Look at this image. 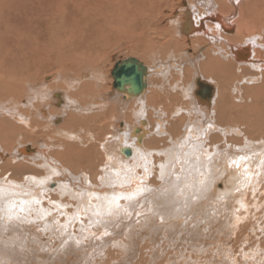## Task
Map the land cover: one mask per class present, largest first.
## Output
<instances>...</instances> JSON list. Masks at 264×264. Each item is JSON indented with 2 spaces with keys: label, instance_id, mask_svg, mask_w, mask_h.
I'll return each instance as SVG.
<instances>
[{
  "label": "bare ground",
  "instance_id": "1",
  "mask_svg": "<svg viewBox=\"0 0 264 264\" xmlns=\"http://www.w3.org/2000/svg\"><path fill=\"white\" fill-rule=\"evenodd\" d=\"M54 1L51 4L57 6L55 8L58 11L57 15L64 14L66 10L63 11L61 8L66 0ZM72 1H75L73 7L79 4L82 15L87 17L91 25L88 24L86 28H90V32H97L100 27L106 25L108 29L115 28L118 33L124 34L130 43L131 55L140 57L132 58L137 59L147 69L144 76L146 87L140 94L129 96L125 91L114 87L113 76L110 73L113 91H107L108 97L102 98L103 103L94 105V101H97L96 97L101 98L98 95L101 94L103 80L101 82V74L97 65L95 66V58H82V52L73 54L72 59L70 58L72 55L64 54V57L60 55L57 60L59 63L56 64L57 75L52 78L43 76L39 82L36 79L37 75L35 78L32 74L19 75L17 69L21 66L15 67L14 63L5 62L7 65L5 70L0 64V209L9 210L11 206V209L21 211L18 208H26L28 202L43 200L44 193L48 196L56 195V188L48 189L50 182L54 181L52 184L57 186L60 183L64 184L62 182L69 178L64 174L68 171V167L81 165L82 168H86L82 173L78 172V178L82 179V184L76 183L79 188L68 191L66 187L58 186L57 194L62 195L68 192L75 197H84L82 212L87 214L91 221L97 219L100 222L112 221L117 216H108L102 210L100 215H97L100 200L113 195L125 198L135 193L137 189H141L143 180L149 184L148 174L143 172L142 167H133L134 164L144 163L143 154H148L147 162L149 158H153L154 153L161 157L158 162H154L155 176L158 175L157 170L160 171L158 164L162 161L166 164L171 155L175 154L174 169L177 170L175 175H182V183L179 187L169 185L160 178L158 185L150 184L149 193H144L142 197H137V200L131 203L127 201V209L135 210V204L138 201L152 200L157 194L159 198H156V201L161 200L159 203L162 207L164 205L172 213L165 212L171 218L169 217L168 222H163L162 227L169 228L171 225L180 227L183 224L180 220L181 209L185 210V220L190 219L196 227H199L200 221L207 223L206 217H210V220L216 222V227L209 230L210 233L215 229L219 230L217 226L222 223L218 225V222H223L230 210L232 212L230 215H233L235 220L233 224L237 225V220L243 219L241 215L244 214L238 208L244 207L249 210L251 206H255L253 202L250 206V202L256 195L255 189L259 188L260 181L264 179V96H262L263 91L260 92L261 87H264V58L260 57V54H263L261 52H264V0H185V7L178 10L176 8L175 12L171 8L170 16L162 15L161 8L171 3V0H101L102 2H98V4L101 2L100 7L107 4L104 10H101L99 5L88 8L84 0ZM113 9H116V13ZM32 13L30 11V14ZM233 15L236 17L232 18ZM100 16L103 20L101 25L98 24ZM163 17L167 20L166 28L159 27ZM29 34L28 25H23L13 36L15 39L24 41L27 44L26 47L30 48L31 42L25 40L28 39ZM175 34L179 36L177 39ZM67 39H69L67 35L61 37L60 44L66 46L69 43ZM187 43L194 45L195 49L193 48L188 54L186 50H183L186 61L177 59L176 63L172 60L165 63L167 66L172 63L178 67V69L175 68L178 72L175 71L180 78L174 81L175 83L169 82L168 86L165 82L161 84V80H155L153 86L149 74L153 72V69L159 68L157 64L148 66L141 60L144 59L143 56L149 54V57L156 62L155 59L159 54L164 57L171 53L176 55L174 59L176 60L181 54L180 48ZM1 61L4 62L2 59ZM77 61L79 65L86 61V65L90 63L93 67L81 65L83 70L78 72L79 74L76 72L78 76H72L68 73L69 67L60 64V62H70V65H75ZM165 64L161 65L159 71L164 70L166 71L164 73H168L169 69H164ZM79 65L77 64L78 68ZM245 70H250L251 73L244 74ZM206 86L209 87L207 98L201 94ZM149 91H151L150 94ZM176 95L183 98L182 101L185 102V105H179L176 111L188 113L184 116L182 112L180 117L168 122L170 118L164 119L162 113L169 116L170 111L164 107L166 103L163 101H170L176 98ZM154 98H157L158 103L161 101L164 103L161 105L162 108L154 109L155 118L150 117ZM235 100L241 103L236 104V108H232L231 104ZM111 101L118 109L117 118L125 116L130 120L133 116L135 123L124 126L122 122L120 130L114 126L111 132L115 134V137L108 138L109 134L105 133L102 138V132L98 131L101 128L97 129L93 123L96 119L98 121V118L113 116L115 108L113 109L114 105H111ZM60 108L64 109L65 117ZM228 109L231 113H235V116L246 117V124L243 125L244 122H240L239 126L221 125V122L218 124L216 116H225ZM99 110L100 113H98ZM227 116L230 115L227 114ZM184 118H187L186 122ZM153 119L155 123L152 124ZM51 124L53 126H50ZM193 124L198 128L196 134H190V140L188 134ZM50 128L58 130L60 137L67 141L61 142L63 140L60 139L62 143L60 146H55L56 143L53 141L54 145H48L45 141L38 145L28 144V142L17 144L26 138L41 137L43 134L47 136L48 134L44 132ZM81 131L88 134H83L81 137L79 135ZM176 132L178 133L173 134ZM232 132L237 137L228 139ZM125 133L127 137H134L133 143L132 140L125 139ZM167 135L171 136L167 139L170 145L163 149V146L158 145L166 142ZM183 135L188 136L186 140H181ZM99 136L101 139L97 138ZM124 147L130 148L129 156L123 153ZM52 148H54L53 152ZM192 156L196 159L192 160ZM242 157H246V160ZM179 166L184 171H178ZM129 171L134 177L130 184L127 183ZM27 173L31 175L23 180L22 177ZM57 173L59 175L55 176L56 179H51V176ZM101 177L104 179L102 180ZM40 181H43V184L39 183ZM67 187L73 189L72 183H67ZM192 193L196 194L191 195ZM245 193L247 194L244 196ZM209 199L214 202L216 200V204L203 202ZM89 200L93 201L89 202ZM187 203L190 204V209H185ZM29 204L32 208L34 207L31 203ZM55 207L57 208L56 205ZM41 208L39 207L38 212L40 215L37 213L38 216L34 221H28V223L33 222L31 226L37 225V228L44 229L47 225V215H44L43 219L40 218ZM122 215L121 212L118 216ZM48 217L52 219L54 215L51 216L48 213ZM136 217L140 218L139 215ZM14 220L11 223H14ZM37 228H33L35 239L39 238ZM28 232L33 237L31 228ZM208 235H205V238ZM211 237L212 235L207 237L206 242H209L208 238Z\"/></svg>",
  "mask_w": 264,
  "mask_h": 264
},
{
  "label": "rangeland",
  "instance_id": "2",
  "mask_svg": "<svg viewBox=\"0 0 264 264\" xmlns=\"http://www.w3.org/2000/svg\"><path fill=\"white\" fill-rule=\"evenodd\" d=\"M91 1L84 0V3L88 8H93L96 5H99L100 7V4L102 2L101 0ZM99 1H101L100 4H98ZM184 1L185 0H171V3H168L166 6L161 8L162 15L170 16V12H172L171 8L172 10H174V12L176 8V10L184 8ZM51 2L55 1L0 0V64L5 70L7 67L5 62L14 63L15 67L21 66V68H16L19 75L32 74V76L34 75V78L37 75L36 79L39 82L40 80H42L43 76H49L52 78L57 75L56 71L58 70V67L56 66V64L59 63L57 60L60 55H62V57H64V54H68L69 56L72 55L70 57L72 59L73 54L82 52V58H95V66L97 65L96 67H98V70L101 74V82L103 80L102 89L100 90L101 94L98 95L101 96V98L96 97L97 101L92 100L94 101V105H99L104 102V99H102L103 97H108L106 95L107 91H113L112 78L110 74L114 66L113 64H115V62H117L118 60L124 59L126 57H140L131 55V47L128 39L124 37V34L118 33L115 28H111L110 30L106 25H104L100 27L97 32H90V28H86L89 22L87 21V17H85V15H82L83 13L82 10H80L81 7L79 6V4L76 7H73V3L75 1L73 2L72 0H66V2H64L63 4L64 6H62L63 8L61 9L63 11L66 10L67 12L65 11L64 14L58 13L59 16L57 15L58 11L55 9L57 6L55 7V5H52ZM106 5L104 6L106 7ZM104 6L101 5L100 9H106ZM30 11L33 13L30 14ZM113 11L116 13V9H113ZM234 17L236 16L233 15L232 18ZM99 18L100 19L98 24L101 25L103 23V20H101V16ZM164 18L165 17L160 20V22L162 23L159 22V27L165 26L166 28L167 20H165ZM23 25H28L29 27L30 34L28 39L25 40H29V43L31 42L30 48L26 47L27 44L24 41L15 39V37L13 36L14 33L19 32L20 27H22ZM90 25L91 24H89V26ZM192 33H194V31ZM182 34L186 36L188 35L185 33ZM189 34H191V32ZM66 35L69 38L67 39V42L69 43H67L66 46H63L64 44H60L59 41L61 37ZM177 37L179 36L176 35L175 38L177 39ZM45 44L47 45L45 46ZM193 48L194 45L188 43L187 45L181 47V54H179V58H176V60H174L176 55H173L171 53H168V55L164 57L159 54L157 56V59H155L156 62H154V60L149 57V54H145L147 56V59L146 56H143L145 60H141L147 63V65L150 67L153 66L152 64H157L158 68L160 69L161 65L167 62L169 63V61L171 60L175 63L177 59H180L179 61H186L187 58H185L183 50H186L188 54L191 52V50H193ZM70 51L72 53H70ZM261 53L263 54H260V57L261 59H263L264 52ZM1 59L4 62H2ZM70 62H60V64H65L67 68L69 67L68 73L72 76H78L80 71L83 70V67L81 65L90 66L88 68H91L92 66V64L90 63L89 65H86V61L83 64L80 63L81 65H79L78 61L75 65H70ZM77 64L79 65V68L77 67ZM171 64L172 63L168 64L170 66H167L166 64L164 65V69H169L168 73H164L166 72L164 70H162L161 72L159 71V69H153V72L151 71L152 73L149 74V79L150 81H152L153 86L155 84V80H161V84L165 82V85L168 86L169 82H174L180 78V75L177 73L178 70L175 69H178V67L174 66L173 64L172 66ZM191 69L192 68L190 67L189 73L192 72ZM76 72L79 73L77 74ZM243 73L249 74L251 73V71L245 70ZM232 75L233 74H231V76ZM158 76H161L162 79ZM153 86L151 84V90L153 89ZM262 91V96H264L263 86L260 89V92ZM150 92L151 91H149V94ZM175 97L176 98H173L170 101L164 100L163 102H165L166 104L162 103V101L158 103L156 101L157 98H154V104L150 103L151 107L153 105L154 108L152 107L151 112L148 110L151 113L150 117L155 118L156 111L154 109L162 108L161 105L163 104L164 107H167L168 111H170V114L168 113L170 117L166 113H162L164 119L168 120L170 118L168 122L174 118H178V116L180 117L182 112H184L183 115L185 116V114L188 112H180L181 110L176 111L180 107L179 105H185V102L182 101L183 98L178 95H176ZM240 103L241 102L235 100L233 101V104H231V107L234 108L236 104ZM111 105H114L113 101H111ZM114 108L115 105L113 106V109ZM232 108L229 109L232 110ZM229 109L227 110L228 112L225 113L226 117L219 115L216 116L218 124L220 122L221 125L223 124L228 126H239L241 125L239 124L240 122H244L243 125L246 124V117L244 118V116L240 115L235 116V113H231ZM60 111L65 117V114L63 112L64 109L60 108ZM113 111V116H109L107 118L101 117L100 119L98 118V121L96 119V122L93 123L97 126V129L101 128V130L98 131L100 133L102 132V138L104 137L105 133L109 134L108 138L115 137V134H111V132H113L114 126L117 130H120L122 122L124 123V126L128 123H135V119L133 116L130 117V120L125 116L122 118H117L116 115H118V109L115 108ZM98 113H100V110L98 111ZM227 114L230 116L228 117ZM232 114L234 116H232ZM63 116L62 118L65 119ZM224 117L227 119H225ZM187 118H184V122L187 121ZM221 120H224V122H222ZM152 121V124L155 123L154 119ZM104 123H106L107 125ZM183 125L185 126V123ZM50 126H53V124H51ZM197 128L198 127L195 124L190 127V131L188 134L189 137L192 134L197 133ZM177 131L179 130L177 129ZM44 133H47L48 135L45 136V134H43L41 135V137L26 138L24 141L18 142L17 144L28 142V144L38 145L40 142L45 141V143L48 145H54L52 143L53 141L56 143L55 146H60L62 144L61 142H64L65 140L64 137V139L60 137L61 135L58 134L59 131L55 130L54 128H50V130H47ZM177 133L178 132L173 134ZM83 134L87 135L88 133H83V131H81L79 135L83 137ZM229 135L230 136H228V139L230 137H237L233 132ZM101 136L97 138L101 139ZM125 136V139H127V141L132 140L133 143L134 137H127L126 133ZM169 137L171 136H165L166 142L159 144L158 146H163V149L165 147H168L170 145L169 141H167ZM187 137L188 136L183 135L181 137V140H186ZM60 139H62L63 141L60 142ZM202 146L204 147L206 145ZM54 148H52V152ZM163 151L165 152V150ZM160 158L161 157L155 153L153 154V158H149V170L147 174L148 180H150V182L149 184H146V181L143 180L144 184L143 186H141V189L145 187L149 188L151 183H156V185L159 184L160 171L157 170L158 175H154V172L156 170L154 162H158ZM162 163H164V161H162ZM85 168H82L81 165L69 166L68 171L64 172V174L69 178L65 182H62L64 184L60 183V185L58 186H64L66 187V189H68V191H74V189H78L79 187L76 185V183L78 182L82 184V179L78 178V172L82 173L83 169ZM179 168L181 169L182 167L179 166ZM93 169L95 171L97 170V168ZM30 175L31 173L25 174L22 177L23 180H25ZM57 175L59 174H53V176H51V179L55 180V176ZM179 176L181 177L182 175L179 174ZM52 182L54 181L50 182L51 184L50 186H48V189L56 188V195L48 196L44 193V198L43 200H40L39 204L32 203L34 201L33 200L26 204V208H24L23 211H15L16 209H11V213L9 212V210L3 211L0 209V264H248L249 262L250 264H264V179L260 181L259 188L255 189L254 193L256 195L253 197L254 199L250 197L252 199L250 202V206L253 205V203H255V206H251V210L249 209L250 211L247 208H245L247 209L245 210L244 207L238 208L239 211H242L244 213L243 215H241L243 216V219H240L239 221L237 220V225H234L233 222L235 220H233V215H230L232 214L230 210V213L227 212V216L224 218L225 220L223 222H218V225L222 223L221 225L217 226V229L219 230L215 229L212 233H210L209 230H213V228L216 227V222L210 220V217H206V219H208L206 221L207 223H203V221H200L199 227H196L195 223L190 219L185 220V210L183 211V209H181L180 211L182 215L180 220H182L181 222L183 223L180 227L176 228L175 225H171V227L169 228L166 226L162 227L161 224H163V222H168L171 218V216L168 214L172 213L169 212L164 205L162 207V205L159 203L161 202V200L156 201V198H159L157 194L154 195L155 198H153L152 200L138 201L135 204V210L127 209L128 202L124 197L121 196L118 200V203L123 207V209L126 210L122 211L123 215L121 217H114L112 221L100 222L98 219L91 221L88 218L87 214L82 212V207H84V197H75L74 195H70L68 192H64L62 193V195L57 194L58 186L57 184H52ZM67 183H72L73 189L67 187ZM149 192L150 191L146 193ZM246 194L247 193H245L244 196ZM48 198L51 199L47 200ZM80 198L82 200H80ZM163 199H165V197H163ZM93 200H89V202ZM203 202L214 204L217 201L215 200L214 202V200L209 199ZM29 203H31L34 207L32 208ZM55 205L57 206V208L55 207ZM189 205L190 204L187 203L185 209H190ZM38 206L42 207L41 210H44L41 212L42 216H44L45 211L46 213H50L51 216L54 215V218L52 219H50L47 215V225L44 229L43 227L37 228V225H35V227L31 226L33 222L28 223V221H34V219L38 215H40V213H38ZM18 210L20 209L18 208ZM174 211L177 212L176 210ZM165 212L168 214H166ZM10 214L16 219H8L7 217ZM134 214L139 215L140 218L136 217V215L134 216ZM155 219H158V221H155ZM13 220L14 223H11ZM29 228L32 229L33 237L30 236L31 234L30 232H28ZM33 228H37V232H39L37 234V236L39 237L38 239H35L34 237L35 232ZM64 229L66 230L63 231ZM205 235H208L207 237H210L212 235L211 238H208L210 239L209 242H206L208 240H206L207 237L205 238ZM77 241L79 243H77ZM3 253L6 254L3 255ZM242 254L244 257L242 256ZM260 255L263 257H261Z\"/></svg>",
  "mask_w": 264,
  "mask_h": 264
},
{
  "label": "snow or ice",
  "instance_id": "3",
  "mask_svg": "<svg viewBox=\"0 0 264 264\" xmlns=\"http://www.w3.org/2000/svg\"><path fill=\"white\" fill-rule=\"evenodd\" d=\"M219 27V26H217ZM191 140V137L189 138ZM201 150H202V146H201ZM144 155V163L142 165H136L134 164L133 167H142L143 169V172L144 173H147L149 168H148V162H147V155L148 154H143ZM192 160H195L196 157L195 156H192L191 157ZM242 159H245L246 160V157H242ZM176 163V156L175 154H172L171 155V158L168 160V162L165 164V163H162L159 165V168H160V178L162 181H165L167 184L169 185H174L175 187H179V184L182 183V180H181V177L179 175H175V170L174 169V165ZM181 163H183V161H181ZM234 165H235V161L233 162ZM107 167V166H106ZM178 171H184V169H180ZM119 175V174H117ZM128 180H127V183H131V180L134 178L131 174V172L129 171L128 173ZM143 177H141L142 179ZM101 179L103 180L104 178L101 177ZM39 183L43 184V181H40ZM151 189L145 187L143 189H137L135 193H132V194H129L128 196L125 197V199L127 201H129L130 203L133 202L134 200H136L137 197H142L144 193L150 191ZM196 193H192L191 195H195ZM89 195H91V193H89ZM119 196L118 195H113L112 197H103L101 200H100V208L97 210V215H100V212L101 210L106 212V214L108 216H118L120 215V213L122 211H126L125 209H123V207L118 203V200H119ZM191 198V196L189 197ZM32 203L34 204H39L40 201L39 200H34ZM21 211H23V207H21L20 209ZM40 211H43V210H40ZM9 212L11 213V206L9 208ZM44 215H48V213L44 212ZM8 219H12L13 216L10 214L8 215L7 217ZM41 219H43V216H40ZM77 243H79L77 241Z\"/></svg>",
  "mask_w": 264,
  "mask_h": 264
},
{
  "label": "water",
  "instance_id": "4",
  "mask_svg": "<svg viewBox=\"0 0 264 264\" xmlns=\"http://www.w3.org/2000/svg\"><path fill=\"white\" fill-rule=\"evenodd\" d=\"M146 70L141 62L132 57L117 61L111 71L114 80L113 85L118 90L125 91L129 96L140 94L146 87L144 80ZM207 93H209L208 86L201 91L205 98L209 97V94L206 95ZM122 151L127 156L131 154L129 147H124Z\"/></svg>",
  "mask_w": 264,
  "mask_h": 264
}]
</instances>
